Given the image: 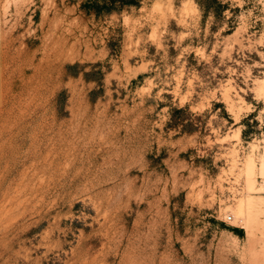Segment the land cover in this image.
Returning <instances> with one entry per match:
<instances>
[{"label": "rangeland", "instance_id": "obj_1", "mask_svg": "<svg viewBox=\"0 0 264 264\" xmlns=\"http://www.w3.org/2000/svg\"><path fill=\"white\" fill-rule=\"evenodd\" d=\"M222 2L0 0V264H264V0Z\"/></svg>", "mask_w": 264, "mask_h": 264}, {"label": "trees", "instance_id": "obj_2", "mask_svg": "<svg viewBox=\"0 0 264 264\" xmlns=\"http://www.w3.org/2000/svg\"><path fill=\"white\" fill-rule=\"evenodd\" d=\"M204 1L206 2L207 7H210V3H213L217 6L223 3L222 0H204ZM136 3H137V0H98V4L101 7H104L108 10H111L114 8H124L126 6L135 5Z\"/></svg>", "mask_w": 264, "mask_h": 264}, {"label": "bare ground", "instance_id": "obj_3", "mask_svg": "<svg viewBox=\"0 0 264 264\" xmlns=\"http://www.w3.org/2000/svg\"><path fill=\"white\" fill-rule=\"evenodd\" d=\"M263 160H264V159H263ZM248 164H249V165H248V166H249L248 169H249L250 172H252L251 163L249 162ZM262 170H263V175H264V163H263V165H262ZM262 170H261V171H262Z\"/></svg>", "mask_w": 264, "mask_h": 264}]
</instances>
